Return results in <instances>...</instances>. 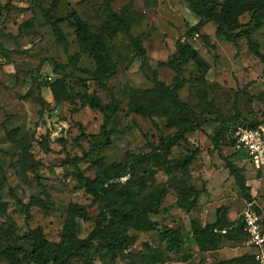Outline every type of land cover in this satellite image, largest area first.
I'll list each match as a JSON object with an SVG mask.
<instances>
[{"label": "rangeland", "instance_id": "obj_1", "mask_svg": "<svg viewBox=\"0 0 264 264\" xmlns=\"http://www.w3.org/2000/svg\"><path fill=\"white\" fill-rule=\"evenodd\" d=\"M125 8L130 34L143 53L123 34L111 36L103 27L110 23L103 0H0V44L6 50H0V264H45L37 254L36 229L43 235L41 251L55 261L69 240L84 239L97 225L113 223L115 228L119 210L131 213L146 206L161 188L167 195L159 214L149 219L159 228L178 230L181 241H163L154 230L124 226L129 242L118 253H110L100 242L91 243L87 249L91 264H253L238 227L245 202H252L264 220V171L256 173L231 148L215 146L213 137L235 110L246 121L264 119L263 65L248 51L245 37L237 39L235 46L216 36L213 23L186 36L199 18L184 0H114L111 4L116 14ZM72 13L103 36L114 68L100 80L101 85L77 71L93 72L92 56L80 54L73 66H67L70 57L79 53ZM259 21L249 39L264 55V11ZM239 22L251 28L252 13H244ZM205 36L214 49L204 46ZM182 39L209 65L204 76L191 61L182 66L185 84L177 93L195 113L191 121L196 129L162 163H135L130 175L128 162L157 147L159 135L174 132L165 127L162 117L151 120L130 113V92L151 89L153 81L174 83L175 73L158 64L176 57L175 43ZM58 80L65 87L53 97L50 89ZM244 90L252 100L242 94ZM107 91L119 102L118 111L105 128L110 131L109 144L92 150L91 138L78 139V125L86 136L99 134L104 117L85 101L95 95L109 104ZM190 157L186 172L176 169ZM73 158H79L77 166L95 186H112L105 193L108 204L93 202L75 180ZM227 163L243 176L249 188L246 196ZM37 178L51 206H31V219L26 222L14 197L24 204L32 196L43 198ZM184 190L191 204L187 211L176 206ZM74 208L86 215L76 214ZM219 208L223 217L215 230L218 241L213 249L202 251L189 238L192 225L212 224Z\"/></svg>", "mask_w": 264, "mask_h": 264}, {"label": "trees", "instance_id": "obj_2", "mask_svg": "<svg viewBox=\"0 0 264 264\" xmlns=\"http://www.w3.org/2000/svg\"><path fill=\"white\" fill-rule=\"evenodd\" d=\"M113 1L114 0H103V5L109 12L110 20V23L104 24L103 27L108 29L107 32L111 36H115L117 33L123 34L132 43L137 51L142 52L141 48L137 44V39L133 38L130 34V18L128 16L127 8L122 9L118 14H116L111 11V4ZM184 2L186 3L188 10L199 18L198 22L193 27L188 29L185 34L186 36L189 37L195 33L197 34L198 31L205 27L208 23H213L216 25V36L233 43L235 46H237V39L245 37L247 39L248 51L263 65L262 73L264 74V55L259 52L257 44L249 39L250 33L259 28L260 14L264 11V0H184ZM246 12L252 13L254 23L251 28L245 29L239 22V18ZM71 17L73 18V27L79 53L70 57V62L67 66H73L79 59L80 54L92 56L95 61L96 69L93 72L87 70L77 71L86 74L89 77H93L94 80L101 85L100 80L107 77L109 72L114 68V64L104 47L103 36L101 33L94 32L90 25L83 21L75 13H72ZM52 29L55 32L59 31L53 24ZM203 44L209 49H214V45L209 43L206 36L203 37ZM0 50L6 51L1 44ZM175 50L176 57L174 59L167 60L166 62H160L158 64L159 67H167L175 73V79L172 85L166 86L162 82L153 81L154 84L151 89L132 90L130 92V100L128 103L130 113L151 120L154 117H162L164 118L165 127L167 129H174V132L165 136L159 135V145L157 147H152L149 153L133 158V160L127 163L128 165L126 164L128 174L130 175H132L133 165L135 163H162L164 158L170 153L171 149L177 147L181 142L185 141L186 135L196 129L191 121L196 118L195 113L186 102L179 98L177 93L178 90L185 84L182 66L191 61L202 73V76H204L209 70V65L203 60L200 54L191 47L190 44L185 43L184 41L181 42V40H178L175 43ZM64 87L65 84L63 80L56 81L50 89L53 97L56 96L58 88L63 89ZM107 92L110 98L109 104H103L95 95L88 96L85 101L90 108L99 111L104 117L99 134L86 136L83 132V127L78 125L80 133L78 139L83 140L88 137L91 138L93 141L92 150L94 147L100 148L109 144L110 131H107L105 128L111 117L118 111L119 102L113 97L110 91ZM242 94L247 97L248 101L253 99V96L249 95L245 90ZM235 106L236 105L234 104V107ZM238 118H242V116L237 110H235L232 117L223 121L224 124L218 128L213 137L215 146H230L229 142L225 138V131L230 127L241 126L254 128L258 125H264V119L246 121L242 118L239 122L235 121V119ZM6 135L8 139L12 140L10 132H6ZM233 154L238 153L234 152ZM238 155L243 158L240 154ZM86 156V154L83 155V157ZM192 159V157L186 159L176 169L186 172L188 167L191 165ZM78 160L79 158H73L70 160V164L74 168L73 175L75 180L85 188L87 193L91 196L93 202L98 205L108 204L109 200L105 196V193L108 189H111L112 186H108L106 183L95 186L92 180L82 174L81 170L77 166ZM226 167L228 168L230 175L235 179L241 193L246 196L249 192V188L245 186L243 176H241L238 171L234 170L230 164L227 163ZM114 177L119 178L120 176L115 175ZM37 184L41 188L43 198L32 196L28 199V202L24 204L19 199L14 197L15 204L23 211L26 222L31 219L29 212L31 206H38L43 209H47L51 206L44 186L41 184V180L39 178H37ZM187 192V190L181 191L180 196L176 201V206L182 211H187L191 208L190 202L185 200ZM166 195V190L161 188L149 200L146 206L133 210L131 213L119 210L117 212L118 224L115 228H111L113 223L110 224V227H107L104 224L97 225L84 239L69 240L67 248H65L62 252L63 254L55 261L51 260L41 251L40 247L44 241L43 235L41 234L40 229H36L35 233L39 239L36 248L37 254L45 264H77V261H81V263L84 264H91L87 252L89 245L93 242H100L110 253L120 252L123 245L129 242L124 229V226L128 225L145 231L154 230L158 233L161 240L165 241L171 239L178 243L183 238L178 230H174L169 227L159 228L149 219V215L159 214V207L162 205ZM73 211L80 216L86 215L84 210L81 208H74ZM222 217L223 208H219L216 212V220L212 224L205 225L204 227H200L195 223L192 225L189 238L194 239L202 248V251L213 249L216 246L218 239L215 230L219 228L222 222ZM238 229L244 242L245 235L242 231L241 216ZM251 259L253 264H255L252 256Z\"/></svg>", "mask_w": 264, "mask_h": 264}, {"label": "built area", "instance_id": "obj_3", "mask_svg": "<svg viewBox=\"0 0 264 264\" xmlns=\"http://www.w3.org/2000/svg\"><path fill=\"white\" fill-rule=\"evenodd\" d=\"M225 138L230 144L229 148L240 154L254 171H264V125L254 128L230 127L225 131ZM241 221L245 247L251 251L255 264H264L263 218L252 202L244 203Z\"/></svg>", "mask_w": 264, "mask_h": 264}, {"label": "crops", "instance_id": "obj_4", "mask_svg": "<svg viewBox=\"0 0 264 264\" xmlns=\"http://www.w3.org/2000/svg\"><path fill=\"white\" fill-rule=\"evenodd\" d=\"M256 172V171H255ZM256 173H258V172H256ZM245 246V245H244ZM247 248V247H246ZM248 249V248H247ZM249 250V249H248ZM250 251V250H249ZM251 252V251H250Z\"/></svg>", "mask_w": 264, "mask_h": 264}]
</instances>
